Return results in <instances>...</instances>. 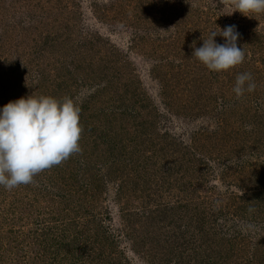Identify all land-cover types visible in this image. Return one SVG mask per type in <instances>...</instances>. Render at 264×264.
Here are the masks:
<instances>
[{"label":"rangeland","instance_id":"rangeland-1","mask_svg":"<svg viewBox=\"0 0 264 264\" xmlns=\"http://www.w3.org/2000/svg\"><path fill=\"white\" fill-rule=\"evenodd\" d=\"M246 15L233 0H0V109L79 97L84 129L81 153L0 186V264H264V13ZM228 25L245 60L209 71L193 42ZM241 72L257 87L238 98Z\"/></svg>","mask_w":264,"mask_h":264},{"label":"clouds","instance_id":"clouds-1","mask_svg":"<svg viewBox=\"0 0 264 264\" xmlns=\"http://www.w3.org/2000/svg\"><path fill=\"white\" fill-rule=\"evenodd\" d=\"M233 4L244 15L264 13V0H233ZM218 35L224 38L223 44L216 43ZM239 38L235 25L212 31L207 39L201 37V47L193 42V58L212 72L236 68L246 55L238 47ZM256 87L252 74L241 72L233 91L239 98ZM83 131L79 97L32 94L9 102L0 109V186L12 190L31 184L38 174L81 153Z\"/></svg>","mask_w":264,"mask_h":264}]
</instances>
